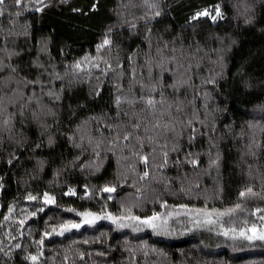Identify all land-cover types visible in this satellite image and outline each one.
Here are the masks:
<instances>
[{"label":"trees","instance_id":"1","mask_svg":"<svg viewBox=\"0 0 264 264\" xmlns=\"http://www.w3.org/2000/svg\"><path fill=\"white\" fill-rule=\"evenodd\" d=\"M263 227L264 0L0 4V264H264Z\"/></svg>","mask_w":264,"mask_h":264},{"label":"rangeland","instance_id":"2","mask_svg":"<svg viewBox=\"0 0 264 264\" xmlns=\"http://www.w3.org/2000/svg\"><path fill=\"white\" fill-rule=\"evenodd\" d=\"M29 100H30L29 103L31 104H35L37 101V99H29ZM41 100L37 101V105H40L38 102H40ZM36 119L39 122V117H37ZM125 211L126 213L128 212V210H125ZM196 214L197 213L193 214L194 216H191L189 213H186L185 211L175 210V211H171L169 214H166L165 216H160V217L158 216V217L148 218V219L139 220V219H135L131 217L128 214H125L122 217H114V218H110L109 216L106 218L103 217V220H111L112 222L115 223L114 224L115 227H117L120 230L126 229V230H131L136 233L147 230V231H152L154 233H158L161 235H166L171 230L169 221L170 219H174V216H179V215H183L184 217L191 216L192 218L197 217L196 219L198 220V216ZM205 215L209 216L210 213H206ZM99 219H102V218H100V216L86 215L81 218V225H85V224L91 225L92 223H95ZM145 221H147V223ZM193 222H196V221H193ZM261 231L264 232V227L261 228Z\"/></svg>","mask_w":264,"mask_h":264},{"label":"snow or ice","instance_id":"3","mask_svg":"<svg viewBox=\"0 0 264 264\" xmlns=\"http://www.w3.org/2000/svg\"><path fill=\"white\" fill-rule=\"evenodd\" d=\"M4 2H5V0H0V4H3ZM16 2L19 3L20 0H16ZM219 14H220L219 13V9H217V15H219ZM156 15H159V13L157 12ZM200 15H208V13L205 12V13H201ZM214 19H215V17H214ZM109 43H110V41L105 39L103 44L100 47H104L105 45H108ZM77 67H79V64L77 65ZM147 103L149 105H153L155 102L150 99V100L147 101ZM127 138L128 137H125V139H127ZM145 162H146V158H145ZM147 176H148V173L145 172L144 173V177H147ZM105 191L111 192V191H113V189L106 188ZM246 194H254V193H252V189L251 188L247 189V193H245V192H241L240 193L241 197L245 196ZM45 202H51V198L46 197V201ZM239 207H240L239 204L236 205V208H239ZM228 211L232 212V211H235V209H229ZM145 222L147 223V221H145ZM72 227H78V225H72ZM251 231L255 232V229H252ZM242 235H243V233H242ZM248 238L252 239L253 237H248ZM258 238L264 240V234H261ZM33 259H35V257H33Z\"/></svg>","mask_w":264,"mask_h":264}]
</instances>
